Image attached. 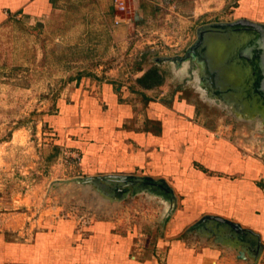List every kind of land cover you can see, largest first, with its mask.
<instances>
[{"label": "rangeland", "instance_id": "1", "mask_svg": "<svg viewBox=\"0 0 264 264\" xmlns=\"http://www.w3.org/2000/svg\"><path fill=\"white\" fill-rule=\"evenodd\" d=\"M57 2L46 30L11 21L0 35V234L28 249L51 219L82 229L111 215L122 233L131 230L139 247L161 257L162 241H224L220 223L204 213L183 223L204 199L202 176L225 173L205 165L191 128L197 140L210 137L198 131L206 128L213 140L232 142L264 169V103L246 88L250 73L236 56V36L194 44L209 24L264 22V0H125L122 11L114 0ZM152 67L163 82L145 96L137 79ZM110 68L117 75H107ZM104 76L116 79L120 100L140 97L134 129L160 137L133 141L132 152L114 144L111 165L86 163L56 128L73 92L93 91ZM158 98L162 108L152 107ZM257 181L264 188V170Z\"/></svg>", "mask_w": 264, "mask_h": 264}, {"label": "crops", "instance_id": "2", "mask_svg": "<svg viewBox=\"0 0 264 264\" xmlns=\"http://www.w3.org/2000/svg\"><path fill=\"white\" fill-rule=\"evenodd\" d=\"M58 6L57 0H0V35L11 21L14 26L27 25L31 32L46 30L48 22L56 19ZM113 38L116 39L115 34ZM109 70L107 75H117L116 69ZM115 80L104 76L101 81H93L96 82L93 91L78 88L73 92L74 100H69L66 108L56 115V128L65 137L70 135V141L85 152L86 163L98 165L102 164V159H107L105 164L111 165L109 160H114V156L107 151L114 144V148L132 152L133 141L144 144L160 139L156 134L134 129L131 117L136 113L140 97L136 96L132 102L120 100ZM159 86L140 88L148 96L149 90ZM149 102L152 107L163 106L159 98ZM191 129L193 146L197 149L199 145L198 151L205 152V165L220 168L225 173L220 177L202 176L209 184L204 189V199L183 223L194 221L203 213H215L252 232L243 233L236 228L231 230L228 224H220L217 231L225 235L224 241L217 238L162 241L159 248L166 253L161 257L150 253L148 246L139 247L131 230L122 233L111 215L82 229L75 228L71 220L51 219L50 228L39 233L35 243L24 248L26 251L19 243L0 234V264H264V188L257 181L263 167L246 160L232 142L221 138L213 140L208 129H198L199 133L210 136L202 140H197V128Z\"/></svg>", "mask_w": 264, "mask_h": 264}, {"label": "water", "instance_id": "3", "mask_svg": "<svg viewBox=\"0 0 264 264\" xmlns=\"http://www.w3.org/2000/svg\"><path fill=\"white\" fill-rule=\"evenodd\" d=\"M233 35L239 39L236 56L247 67L250 78L246 84L251 94H256L264 103V22L253 21L248 18H241L232 22H219L201 27L198 31V40L194 44L197 48L206 42L208 37L214 35ZM205 219H211L220 224H228L239 231L252 232L243 228L239 223L218 215H206ZM241 254L244 256V252Z\"/></svg>", "mask_w": 264, "mask_h": 264}, {"label": "trees", "instance_id": "4", "mask_svg": "<svg viewBox=\"0 0 264 264\" xmlns=\"http://www.w3.org/2000/svg\"><path fill=\"white\" fill-rule=\"evenodd\" d=\"M140 86L151 88L158 86L163 82V76L156 67L149 68L141 77L137 79Z\"/></svg>", "mask_w": 264, "mask_h": 264}, {"label": "built area", "instance_id": "5", "mask_svg": "<svg viewBox=\"0 0 264 264\" xmlns=\"http://www.w3.org/2000/svg\"><path fill=\"white\" fill-rule=\"evenodd\" d=\"M114 6L119 11L125 10L126 8L125 0H114ZM122 20H123L122 18L117 17L116 23H120Z\"/></svg>", "mask_w": 264, "mask_h": 264}]
</instances>
